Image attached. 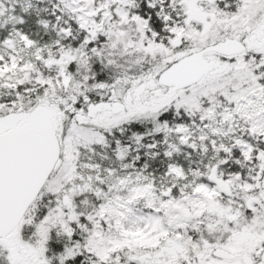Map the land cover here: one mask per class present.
<instances>
[{
	"label": "snow or ice",
	"instance_id": "1",
	"mask_svg": "<svg viewBox=\"0 0 264 264\" xmlns=\"http://www.w3.org/2000/svg\"><path fill=\"white\" fill-rule=\"evenodd\" d=\"M0 264H264V0H0Z\"/></svg>",
	"mask_w": 264,
	"mask_h": 264
}]
</instances>
